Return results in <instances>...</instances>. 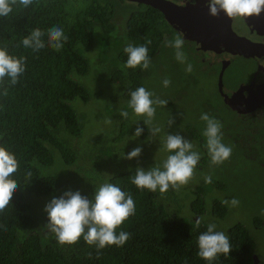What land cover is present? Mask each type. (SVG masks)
<instances>
[{"label":"trees","instance_id":"16d2710c","mask_svg":"<svg viewBox=\"0 0 264 264\" xmlns=\"http://www.w3.org/2000/svg\"><path fill=\"white\" fill-rule=\"evenodd\" d=\"M12 7L9 16L0 17V48L7 49L10 55L23 57L25 71L14 86L8 83V78L0 83V146L13 153L19 164L12 177L19 186L11 204L0 212V264H264L257 242L242 221L234 219L235 222L219 227L228 207L209 196L213 185L219 184L211 181L187 189L183 185L179 190L170 187L163 193L139 189L132 183L136 168L147 170L162 165L167 157L156 160L154 156L155 165L152 157L142 151L131 163L124 158L131 151L127 143L119 157L108 159L102 145L94 141L95 136L79 138L84 120L78 103L82 108L92 96L100 97L105 92L110 94L102 97H111L112 85L118 87L116 92L121 103L116 112L111 111L105 118L124 125L118 140L126 134L129 139L136 127H141L131 122L133 111L128 106L124 108L122 103L128 104L130 92L143 87L150 71L141 67L125 68L127 55L123 49L128 44L139 46L150 40V65L154 63L152 57L172 33L161 14L150 5L127 0H33L27 8L19 2ZM119 9H122L121 15H117ZM116 15L124 22L123 34L115 33ZM54 26L63 29L68 37L60 49L49 44L47 33ZM34 29L44 33L45 47L39 52L22 44V39ZM101 43L103 48L98 58L89 59L88 52ZM173 58L170 59L179 64ZM193 67L196 68L195 63ZM180 70L183 72L182 65ZM90 77L92 81L88 85L84 81H90ZM184 80L189 82L186 77ZM121 111H127L128 117H122ZM208 111L217 115L211 108ZM236 119L238 122L223 126L224 133L228 131L227 139L240 143L244 149L250 145L247 156L257 159L253 152L264 148L261 131L264 119L259 124L253 118ZM150 130L144 129L137 142L151 138ZM181 134L207 153L192 132L184 129ZM202 140L205 142L204 137ZM193 151L201 153L198 148ZM79 160L85 167L77 171L83 184L80 189L75 183V163ZM56 161L63 170L61 175L50 170ZM91 166L111 171L104 180L85 179V170L95 175V169L89 170ZM62 180V186L68 185L73 191L79 189L88 199L106 182L132 195L135 214L116 229L117 233H130L123 246L98 250L83 237L74 244H60L56 240L44 227L48 221L43 209L46 202L63 194ZM37 198L46 199L45 204L40 205ZM197 218L201 221L199 226L195 223ZM252 221L258 229L261 221L257 217ZM209 224H215L217 231L222 229L232 246L227 256L219 254L212 262L197 255V238Z\"/></svg>","mask_w":264,"mask_h":264},{"label":"clouds","instance_id":"9594fccd","mask_svg":"<svg viewBox=\"0 0 264 264\" xmlns=\"http://www.w3.org/2000/svg\"><path fill=\"white\" fill-rule=\"evenodd\" d=\"M17 2L27 8L33 0H0V17L9 16L13 11L12 6L16 5ZM207 8L208 14L212 17L218 16L221 12L229 18L256 17L264 12V0H207ZM47 35L49 44L56 49L62 48L64 42L68 40L63 29L58 26L49 29ZM43 36L44 33L40 29H34L30 35L22 39V44L25 48L32 49L33 52H39L45 47ZM150 43V40H145L139 46L128 44L123 49L127 55L124 67L128 69L137 67L148 69L151 63L148 51ZM184 43L182 33H177L171 40H165V46L175 50V59L181 64H184L187 60L186 53L183 51ZM24 71L23 57L10 55L7 49L0 48V83L8 78V83L14 86ZM185 71H192L190 63L187 64ZM170 83L167 78L163 80L165 87L169 86ZM179 94V92H176V97ZM153 95L143 84V87H138L130 92L128 107L132 109L135 115L145 116L147 119L144 124H149L155 115L154 105L167 106L169 111L168 126L175 123L179 127L178 121L174 117L173 103L170 100H162L158 97L153 99ZM120 115L127 118L129 113L121 111ZM173 118L175 120H172ZM200 119L206 125L203 136L206 138L205 146L211 163L214 165L222 164L232 153L231 147L222 143V125L207 113H202ZM180 130L182 129L180 128ZM185 130L193 134L190 125H187ZM160 131L159 127H153L150 130L153 136ZM142 133L143 128L137 126L134 136L139 137ZM164 147L170 154L162 165L147 170L140 167L136 168L132 183L137 188L148 189L152 192L159 190L163 193L168 191L170 187L179 190L192 178L201 158L198 152L193 151L192 143L179 134H167ZM141 152L142 148L137 146L128 152L124 158L128 160L139 158ZM18 168L19 164L15 155L5 147L0 146V212H3L11 204L13 194L19 186V183L12 178ZM27 175L30 177L31 172H28ZM204 179L205 183H211V176H206ZM43 200L46 201L44 198L36 199L40 205L45 204ZM222 203L236 206L239 201L233 198L231 201L224 200ZM43 210L47 213L48 221L44 227L55 235L60 244H74L83 237L88 245H94L99 250L106 246H123L130 238V233L126 231L117 233L116 229L135 214V202L130 193H126L118 186L106 182L95 189L92 199L82 196L78 190H68L63 192L61 196L53 197L48 203L46 202ZM195 223L199 226L200 219L197 218ZM197 246V255L208 262L215 260L219 254L227 256L232 250L228 235L223 231H217L215 224H209L207 230L199 234Z\"/></svg>","mask_w":264,"mask_h":264},{"label":"rangeland","instance_id":"374dc122","mask_svg":"<svg viewBox=\"0 0 264 264\" xmlns=\"http://www.w3.org/2000/svg\"><path fill=\"white\" fill-rule=\"evenodd\" d=\"M119 10L120 11L117 15H121L122 9ZM116 16H114L116 24L115 33L123 34L124 22L118 19V16L116 19ZM119 18H121V16H119ZM169 35L170 36L165 37V40H171L174 38L173 34ZM165 40L159 47L157 54L152 57V61L154 63H152L149 67L150 72H148V75L144 80V87L154 94L153 99L158 97L162 100H170L173 103L174 117L178 121V126L182 130L178 133V127L175 123L168 126L169 111L167 106L154 105L156 111L151 123L144 124V121L147 118L145 116H137L134 113H132L131 122L133 124L140 125L143 130L146 128L152 129L153 127H159L161 129L159 133L151 138H148V140L143 143L137 142L138 138L134 136V132L129 135V139L126 134L125 137L118 140V138L123 135L122 131L124 129V125L117 120H109L105 118V116L110 114L111 111L116 112L121 103L120 97L116 92L118 87L112 85L113 93L111 97H102L103 95L110 94L105 92L100 97L92 96L88 100V103L83 104L82 108L81 103H78L80 104L78 109L80 116L84 120V126L79 138L85 139L90 134L95 136L94 141L102 145V149L108 156V159L119 157V155H121L122 148L129 143L131 150L137 146L141 147L142 151L147 152L148 155L152 157L156 165V160H158L159 157H167L170 154L164 147L166 135L179 134L182 136L181 133L184 129H186L187 125L191 126L195 136L194 139H197V142L199 141L207 152L205 146L206 138L203 136V131L206 125L205 122L200 119L203 110L206 111L204 113H207L210 117L215 118L220 122L222 125V134L224 133L223 126L225 123L234 124L238 122L236 118L239 116L225 108L221 102L219 94L216 93L218 90V78L216 77L217 73L215 71H213L214 73H210L209 71V73L201 72L198 74L195 71L194 73L198 76V78L195 82L190 83L185 87L183 84V77L186 76L181 74L179 64L170 59L175 57V50L171 47H166ZM96 47H98V45ZM102 48V43L98 48H92L88 52V58L91 60L97 59L98 53ZM183 51L186 53L187 57L191 55V53L185 48H183ZM213 69H215V66ZM257 71V69L249 71L251 75H248L245 78L242 77V81L250 78L251 76L253 77ZM166 78L171 82L167 87L163 85V80ZM236 78H238V76H236L235 70L231 69L230 71L228 69L223 78L224 87H229L231 82H233ZM89 80L90 81L84 82L90 85L92 81L91 77ZM182 90L185 92L176 97L175 93ZM203 101L206 103L201 104ZM122 104L124 108L125 106H128L127 102H123ZM210 108L216 111L217 117L213 116L208 111ZM175 119L173 118L172 120ZM253 119L255 123L259 124L264 119V110L262 115L255 116ZM261 131L264 132V126ZM226 133H228V131ZM226 133H224V138L226 139L224 144L231 147L232 153L227 160L219 165L212 164L208 152H202V149L197 147L196 143L191 142L193 149L198 148L201 151V158L194 170L192 178L184 186H186V189L196 185L198 186L205 183L204 178L206 176H211V181L219 184V186L213 185L212 192L209 196H212V198H216L220 201H231L233 198L237 199L239 204L236 206L226 204L228 212L226 213V216L221 219L219 227L224 226L228 222L242 221L249 229L255 242H257V245L256 243L255 245L260 253L261 259L264 261V148L263 146H260L263 148L262 150L260 149V151L256 148V151H254L253 154L257 159H251L247 156L251 146L247 144V149H244V146L240 143L236 144L233 143L231 139H227ZM202 137H204L205 142L202 140ZM87 149L89 148H86V150ZM154 156H156V160ZM128 161L133 163L132 160ZM75 165L77 169L75 172L76 188L80 189L83 184L79 181L80 176L77 171L79 168L84 170L85 167H83V162L81 160L77 161ZM72 168L74 169V167ZM94 169L95 172H93ZM50 170L54 173L57 172L56 175H61L63 173L61 165L57 161L50 166ZM89 170L95 173V175L91 176L88 171L85 170V179L92 178L96 180H104L111 171L109 168L102 170L94 168L93 166H91ZM63 182L64 181L62 180L60 186L63 185ZM220 183L223 184L220 185ZM62 190L63 192L68 190L73 191L68 185L62 186ZM43 202L45 203L46 201L43 200ZM254 217H257L261 221L258 229H256L253 224L252 220ZM213 222L216 223L217 221L213 220ZM219 231L223 230L221 229Z\"/></svg>","mask_w":264,"mask_h":264},{"label":"flooded vegetation","instance_id":"af4514ba","mask_svg":"<svg viewBox=\"0 0 264 264\" xmlns=\"http://www.w3.org/2000/svg\"><path fill=\"white\" fill-rule=\"evenodd\" d=\"M173 4L175 6L177 12L181 11L182 13H186L188 8L186 6H191L194 4H198L202 2L204 7H207V0H165ZM157 10V9H156ZM168 27H170L174 36L177 33H182L184 38V48L191 53L190 56L187 57V60L184 64L179 62V66L182 65L183 72L182 75H185L186 78H189L187 82L184 80V86L186 87L190 82H195L198 76L192 72L195 70L198 74L201 72L204 73H212L215 71L219 74L222 65L228 66V69L235 70L236 76L238 78L234 79L231 82V85L224 89V82H223V91L222 93L218 92L221 98V102L225 108L232 111L231 107L229 106V101L235 107L234 112L236 115L243 119L253 118L255 116H260L263 114L264 110V12H262L259 16L256 17H235L230 18V23H228L222 15H218L225 20L228 29L229 27L234 31V33L244 38V41L250 45H252V49H256V54L250 56H244L243 53L246 50H241L240 53H229L224 50H217L215 45H221L218 43L217 38H221L219 34H214V39L209 41H201L200 39L191 38L186 30H182L180 28H175L174 26H178L179 24L175 22L176 18L173 19V25L169 24L164 14L157 10ZM216 18H212L214 21ZM189 37L187 38L186 35ZM214 47L216 50L211 49ZM220 49V48H219ZM176 60L175 58H173ZM177 61V60H176ZM191 63L192 71L186 72L185 68L187 64ZM195 63V67L193 64ZM215 66V69H213ZM227 69V70H228ZM257 69L258 71L254 74V76L245 79L242 81V77H247L251 75L249 71H254ZM199 70V71H198ZM214 73V72H213ZM216 74V77H217ZM218 78V77H217ZM216 78V79H217ZM218 82V80H217ZM185 91L182 90L179 93L183 94ZM179 94V95H180ZM226 100V101H224Z\"/></svg>","mask_w":264,"mask_h":264},{"label":"water","instance_id":"95a60500","mask_svg":"<svg viewBox=\"0 0 264 264\" xmlns=\"http://www.w3.org/2000/svg\"><path fill=\"white\" fill-rule=\"evenodd\" d=\"M127 1H135L137 3H142L145 5H150L153 8L161 11L166 21L173 25V19L176 18L175 22H177L179 25L174 26L175 28H180L182 30H186L187 34L191 38L200 39L203 41H209L211 43L214 39V34H219L221 38H217V41L221 45H215L217 50H224L229 53H240L241 50H246V52L243 53L244 56L247 55H254L256 54V49H252V45L246 43L244 41V38H241L237 36L234 31L228 26L225 22V20L230 23V18L225 16L223 12H221L219 15H222L221 17H212L208 14V8L204 7L202 2H199L198 4H194L191 6H186L188 10L186 13H182L181 11H178L175 9L176 7L173 6L172 3L165 1V0H127ZM214 19V21L212 20ZM246 19V18H245ZM183 33L186 35V33L183 31ZM187 38H189L186 35ZM220 48V49H219ZM211 49L216 50L214 47H211ZM228 69V66L222 65L220 72L218 74V89L219 92L222 93L223 91V78L225 76V73ZM226 101V100H224ZM229 106L231 109L235 110V107L230 102ZM254 261L257 260L256 256L253 257ZM255 264V263H254Z\"/></svg>","mask_w":264,"mask_h":264},{"label":"bare ground","instance_id":"6f19581e","mask_svg":"<svg viewBox=\"0 0 264 264\" xmlns=\"http://www.w3.org/2000/svg\"><path fill=\"white\" fill-rule=\"evenodd\" d=\"M218 91V90H217Z\"/></svg>","mask_w":264,"mask_h":264}]
</instances>
